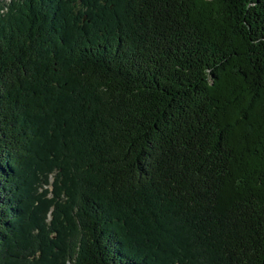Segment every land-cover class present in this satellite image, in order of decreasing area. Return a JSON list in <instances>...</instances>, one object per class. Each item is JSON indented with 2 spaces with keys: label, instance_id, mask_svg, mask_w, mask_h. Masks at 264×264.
Instances as JSON below:
<instances>
[{
  "label": "trees",
  "instance_id": "16d2710c",
  "mask_svg": "<svg viewBox=\"0 0 264 264\" xmlns=\"http://www.w3.org/2000/svg\"><path fill=\"white\" fill-rule=\"evenodd\" d=\"M0 264H264V0H0Z\"/></svg>",
  "mask_w": 264,
  "mask_h": 264
},
{
  "label": "rangeland",
  "instance_id": "374dc122",
  "mask_svg": "<svg viewBox=\"0 0 264 264\" xmlns=\"http://www.w3.org/2000/svg\"><path fill=\"white\" fill-rule=\"evenodd\" d=\"M5 1L10 2L11 0H5Z\"/></svg>",
  "mask_w": 264,
  "mask_h": 264
}]
</instances>
